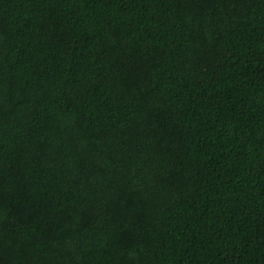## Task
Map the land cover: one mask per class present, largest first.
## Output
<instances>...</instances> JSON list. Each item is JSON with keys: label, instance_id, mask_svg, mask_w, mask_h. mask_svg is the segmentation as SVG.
<instances>
[{"label": "trees", "instance_id": "1", "mask_svg": "<svg viewBox=\"0 0 264 264\" xmlns=\"http://www.w3.org/2000/svg\"><path fill=\"white\" fill-rule=\"evenodd\" d=\"M0 264H264V0H0Z\"/></svg>", "mask_w": 264, "mask_h": 264}]
</instances>
